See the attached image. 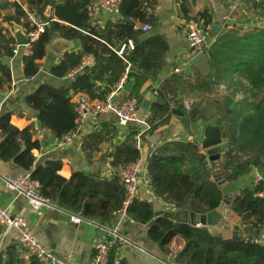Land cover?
<instances>
[{"label": "trees", "instance_id": "16d2710c", "mask_svg": "<svg viewBox=\"0 0 264 264\" xmlns=\"http://www.w3.org/2000/svg\"><path fill=\"white\" fill-rule=\"evenodd\" d=\"M31 14L48 25L39 40L33 44L32 55L24 57V73L27 79L36 77L42 61L45 60L48 45L55 36L68 40H81L78 52L67 53L60 63L53 67L51 74L58 79L68 78L81 65L84 57L91 56L94 65L74 75V82L66 88L40 87L26 99V104L38 115V121L54 137L78 133V114L72 104V93L85 94L92 101L106 102L117 85L129 73L124 87L132 84L128 99H135L138 107L143 106L142 88L154 79L163 68L164 54L155 46L160 40L147 39L136 43L142 31L136 24L153 21V5L150 0H122L121 20L110 23L104 30L92 26L88 7L93 0H67L52 4V0H22ZM183 1L182 11L187 20L194 18L204 30L209 29L213 20L207 12L193 16L188 14ZM53 13L47 16V10ZM2 13V14H1ZM4 14V16H3ZM17 26L28 34L34 27L27 13L17 4L0 3V92L12 89L11 71L5 62L14 55L16 37L12 28ZM233 36L226 32L218 45L206 49L208 68L203 72L195 68L192 78L195 84L187 86L188 91L205 94L212 86L226 84L230 80L242 79L247 82L252 100L237 102L235 96L214 102L215 110L196 106L187 110L183 100V85L188 83L184 75L175 76L163 84L157 92V101L151 106L148 121L149 135L158 133L170 124L176 108L189 124L200 121L222 119L227 142L220 151L221 157L215 166L209 168L208 153L203 154L199 145L192 141L164 142L155 147L148 157V179L155 196L174 209L194 215H207L219 209L224 201L221 182L233 183L260 167L264 177V48H253L249 42L225 43ZM128 41L134 49L118 53ZM224 42V43H222ZM222 43V44H220ZM167 51V48L162 49ZM238 77V78H237ZM127 99V100H128ZM200 105V104H199ZM106 132L88 136L83 151L89 161L107 142L117 128L109 124ZM139 129L130 127L126 139L115 147L109 156L115 174L110 179L91 172H75L69 180L60 175L61 164L46 162L35 167L33 151L40 144L32 140L29 130L20 131L11 124L10 114H0V160L14 163L31 174L32 180L40 184V194L56 208L81 215L98 225H114L116 218L126 215L132 222L149 226V240L157 244L164 254L176 238L185 242L181 252L174 257L176 264H264V245L258 242L264 230V201L258 195L264 190V183H255L236 195L230 211L241 217L247 233H236L232 239L215 237L206 227L177 223L163 216H156L150 203L134 200L125 206L127 194L122 186L118 169L137 164L141 150L137 147ZM217 170V171H216ZM1 237V228H0ZM116 258L111 254L109 264ZM0 264H25L20 251L11 247L0 253ZM28 264H42L29 256ZM121 264V263H120Z\"/></svg>", "mask_w": 264, "mask_h": 264}, {"label": "crops", "instance_id": "0c3cea01", "mask_svg": "<svg viewBox=\"0 0 264 264\" xmlns=\"http://www.w3.org/2000/svg\"><path fill=\"white\" fill-rule=\"evenodd\" d=\"M65 1L67 0H52V4L59 5ZM95 1L93 0V2ZM150 1L153 5V21L147 24H136V29L142 31L136 43L140 44L147 39H158L160 41L155 46H160L158 52L165 54L162 59V70L142 88L143 101L148 102L149 107L147 109H144L143 106L138 107L140 118L149 117L150 108L157 101L156 90L163 84L175 76L184 75L188 82L183 85L186 92L187 86L190 83L193 84L192 77L196 73L195 66L192 64V49L183 33V25L187 20V14L182 11V4L185 0ZM185 6L188 14L197 16L207 12L212 18L213 22L209 27L211 35H209L207 49L218 45L219 40L226 32H232L233 36L225 43H234V46H238L240 43L249 42L253 48H264V0H186ZM52 13L53 10L48 8L46 15L50 16ZM120 20V13L113 17L98 12L92 19V26L104 30L108 24ZM145 25H149L151 30L144 32L142 28ZM214 26L216 28L212 31ZM12 34L16 37V41L17 35H27L17 26L12 28ZM16 46H18V41ZM165 48L167 51L162 50ZM80 49L81 45L74 52H78ZM131 51L128 50L129 53ZM24 57L25 55L20 50L18 55L5 62L11 71L12 89L8 92H0V114H10L11 124L20 131L29 130L32 140L40 144V149L33 151L35 167L43 166L46 162H55L61 164L60 175L65 180H69L75 172L84 171V168H89V172L102 178L110 179L116 171L111 165L109 156L114 152L117 145L125 141L128 128L138 126L121 127L114 113L110 111L98 116H88L82 124H79L78 133L72 142L64 145L38 121L37 113L27 106L26 99L42 86H50L55 89L69 87L74 82V77L58 79L51 74L52 68L60 63L63 56H58L48 49L47 56L40 65L38 75L29 80L24 73ZM126 86L123 90H115L111 94L112 103L115 106L128 99L133 85L131 84L132 87L129 92H126ZM78 96L79 94L74 95L72 93V104H75ZM183 96H180L179 93L178 100H183ZM182 103L185 106V102ZM215 120L189 124L185 117L174 108L170 124L158 132L161 134V140L152 145L149 142L152 135L144 138L139 161L141 177L138 179V196L141 201L153 206L157 217L168 215V219H173V222L176 219L180 221L179 223L187 224L189 212L174 209L168 203L160 200L154 195L151 185L146 184V180H149L147 161L151 151L164 142L192 141L198 144L202 137L203 124L214 123ZM109 124L117 128L116 136L112 139L108 135L109 140L99 146V150L93 154L92 160L89 161L83 151L85 139L93 133L108 131ZM223 147H220V151L225 149ZM201 152L206 154L202 150ZM207 160L209 168H211L210 164L212 163L211 166L216 169V162H212L209 155H207ZM26 174L28 172L14 163H4L0 160V208L11 216H23L28 222L34 238L55 255L72 256L75 264H95V245L100 239L96 227L97 223L87 220L75 225L70 221L68 215L81 217L79 214L62 211L59 215H54L53 212L49 211H34L24 198L10 192L4 185L6 178ZM258 177L257 171L253 170L233 183H219L224 201L216 212L220 213L223 219L216 226L206 227L211 235L232 239L238 232L241 236L247 233V227L241 217L232 213L230 207L226 208V206H230L233 198L240 191L254 185ZM226 211H228V215L225 218ZM115 222V224L120 225L123 235L130 241V244L117 246L113 251L116 260H119L121 264H176L174 257L185 246L182 239L176 238L170 246V253L166 255L157 244L149 240V226L136 224L125 214L116 218ZM16 238L17 235L14 230L5 232L0 238V253L13 247L20 251L23 261L28 264L29 255L21 251ZM258 242L264 245V230L259 234Z\"/></svg>", "mask_w": 264, "mask_h": 264}, {"label": "built area", "instance_id": "2783aa9c", "mask_svg": "<svg viewBox=\"0 0 264 264\" xmlns=\"http://www.w3.org/2000/svg\"><path fill=\"white\" fill-rule=\"evenodd\" d=\"M17 4L27 13L34 30L26 35L27 44L25 46H16L14 55H18L21 50L25 57L32 55L33 44L36 43L40 35L44 33L47 23L42 22L34 14H31L22 0H0V3ZM122 0H96L88 7V12L91 19H94L98 12L105 10L110 14H119ZM142 30L148 32L151 30L149 25H145ZM184 37L189 44L190 48L194 51L192 57L199 53L205 52L209 41V31L200 27L198 21L194 18H190L185 21L183 25ZM125 49L133 50V41H128L127 45L121 48L118 53L119 56L123 55ZM94 65V59L91 56L84 57L81 65L74 71L70 77H74L75 74L82 73L85 69L91 68ZM129 68L126 69V75L121 82L117 85L116 91L123 90L124 84L127 80V74ZM179 72V70H176ZM187 110H190L187 103H184ZM75 111L78 114V123L82 124L84 119L88 116H98L105 112H113L116 116L119 125L121 127H128L130 125H137L139 132L137 135V147L142 149V143L144 138L149 135L150 124L148 117H139L138 103L135 99H128L122 102L120 105L115 106L112 103V95L108 97L106 102L92 101L85 94H79L75 102ZM77 133H72L64 137L61 142L66 145L76 137ZM140 162L137 164L121 168L119 175L121 177L122 186L127 194V201L125 206L128 207L134 200L139 199L138 196V179L140 175ZM264 183V177L259 176L256 183ZM146 184L150 186V181L146 180ZM4 185L7 190L15 193L18 197L24 198L29 206L36 212L43 211H59L62 210L53 206L50 201L44 198L40 194V184L31 178V174L28 173L24 176L8 177L4 180ZM260 199L264 201V190L258 195ZM140 200V199H139ZM67 214V213H66ZM228 215V211L225 213V218ZM70 221L79 225L84 221H87L79 216L68 215ZM100 234V239L95 245V264H109V258L112 252L117 246H123L130 244V241L123 235L120 225L114 224L108 225H96ZM0 228L1 237L5 232L14 230L17 235V245L22 252L37 259L42 264H75L72 256H57L42 244H40L33 236L32 230L29 227L26 219L21 216H11L5 210L0 208ZM114 264H120L119 260H115Z\"/></svg>", "mask_w": 264, "mask_h": 264}, {"label": "water", "instance_id": "95a60500", "mask_svg": "<svg viewBox=\"0 0 264 264\" xmlns=\"http://www.w3.org/2000/svg\"><path fill=\"white\" fill-rule=\"evenodd\" d=\"M102 14H106L108 16L116 17L115 14H110L109 12L102 10ZM216 28V26L212 27V31ZM17 41L19 46H25L27 44L26 36L23 34L17 35ZM81 45V40H68L61 36H55L51 43L48 45V49L55 53L58 56H64L67 53L74 52L78 46ZM191 53L194 54V51L191 50ZM192 64L197 67L200 71L205 72L208 68V61H207V55L205 52L199 53L198 55H195L192 57ZM79 75L77 74L76 77ZM131 84L127 85L125 90L126 92H129L131 89ZM149 107L148 102H144L143 108L147 109ZM161 134L156 133L152 135L149 139V142L152 145H155L161 140ZM227 142V137L225 133V129L222 124V119L218 117L214 123H204L203 124V130H202V137L200 138L198 145L201 148L202 151L207 152L210 156V160L212 162L218 161L221 157L220 155V147L224 146ZM85 172H89V168H84ZM256 171L259 176H263L262 169L260 167L256 168ZM140 177V176H139ZM225 183L221 182L220 184ZM226 206V208H228ZM54 215H59V211H54ZM188 221L187 224L191 226H200V227H212L216 226L222 219L223 216L213 211L207 215H194L191 213L187 214ZM166 218L169 216L166 215ZM173 220V219H172ZM175 222L179 223L180 221L175 219ZM184 223V222H181Z\"/></svg>", "mask_w": 264, "mask_h": 264}, {"label": "rangeland", "instance_id": "374dc122", "mask_svg": "<svg viewBox=\"0 0 264 264\" xmlns=\"http://www.w3.org/2000/svg\"><path fill=\"white\" fill-rule=\"evenodd\" d=\"M193 80V84H195L196 79L193 78ZM232 96H235L237 102L252 100L249 86L242 79H237L230 80L226 84L214 85L205 94L186 90L183 101L188 104L190 109L196 106L209 107L212 114L208 117H212L213 110H215L214 102H222L224 98H231Z\"/></svg>", "mask_w": 264, "mask_h": 264}]
</instances>
